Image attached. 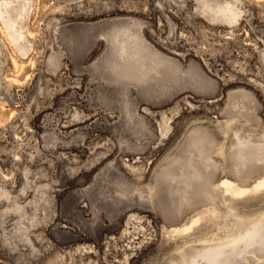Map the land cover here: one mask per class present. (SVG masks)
<instances>
[{
    "label": "rangeland",
    "instance_id": "374dc122",
    "mask_svg": "<svg viewBox=\"0 0 264 264\" xmlns=\"http://www.w3.org/2000/svg\"><path fill=\"white\" fill-rule=\"evenodd\" d=\"M226 3L242 11L240 25L227 26L210 10ZM258 13L264 16V3L255 0H0V264H201L197 254L241 239L242 228L225 227L221 204L178 211V184L167 207L155 197L143 202L139 180L153 178L193 124L215 125L222 135L229 95L250 96L239 100L238 122L264 136V21L250 24ZM118 19L143 22L147 41L184 71L199 64L206 81L176 86L148 115L146 105L132 113L117 110L133 108L136 88L108 89L102 74L91 72L109 50L98 32ZM80 26L93 28L96 37L77 66L72 38L80 36ZM12 77L23 83L13 85ZM233 140L221 136L213 145L217 179L235 178L229 158L222 159ZM223 200L231 215L252 219L264 212V191L243 199L223 192ZM194 217L199 221L192 231L169 230ZM243 241L248 261L238 264H261V248ZM221 257L222 263L227 256Z\"/></svg>",
    "mask_w": 264,
    "mask_h": 264
},
{
    "label": "crops",
    "instance_id": "0c3cea01",
    "mask_svg": "<svg viewBox=\"0 0 264 264\" xmlns=\"http://www.w3.org/2000/svg\"><path fill=\"white\" fill-rule=\"evenodd\" d=\"M131 22L140 21L136 19L130 21L127 19H118L116 22H113V24H110L108 27L98 32L100 35L98 39L102 40V42L104 41L109 50L103 58L102 64L94 66L93 72H91V75L95 77L96 75L102 74V78L108 82L106 86L108 89L124 88L127 83H132V86L136 88L139 96H136L134 99L132 104L133 108L131 109L130 105L126 104L122 106V108L118 109L117 107V110L122 112L124 109L132 113L137 112V107L139 105H146L149 107L145 108L142 112L148 115V113L153 112L151 111L152 107H159L168 100L167 98L172 97L176 93V86H178L180 90L185 82L192 81L196 84L199 83L203 85L202 83H204L207 78L199 64L192 63L189 68L184 71L180 61L176 60L173 56L164 54L160 51L158 46L149 41L139 39L132 44V41L128 39L127 35L123 37L124 39L122 42L118 41L116 39V34L113 32V27L118 26L120 23L126 26L131 24ZM92 29L91 27L80 26L78 28L79 32H81L80 36L76 39L72 38L78 44L77 48L73 49L72 54V61L76 63L77 66H79L85 58L86 47L91 44L96 37V32L92 31ZM142 31L143 28L141 30L139 27L138 34L140 35ZM75 52H78V54L75 55ZM241 96L250 97L245 91L238 96L229 95L231 98L228 97V111L226 113V119L223 122L224 124L222 125V135H219L220 132L216 130L215 125L210 126L205 123H199V126L194 128L195 132H193L192 136L186 138V142H184L183 146H180L182 143L179 144L177 147L179 150L177 151L175 148V150L168 155L165 160L167 161L170 158V162L162 168H159L154 176L155 195H153L152 192L151 180L147 183L145 179L139 180L142 184V188L146 192L140 194L143 198V202L146 200H153L152 202H154L155 197L158 202H161L160 206L167 207L165 202L171 200L173 196L172 193H174L175 190L170 186L164 188V181L167 179L165 177L167 174L171 173L175 163L185 154L191 155V162L194 165L192 169L193 173L191 174L197 175V179L189 180V189H194L195 194L180 192V204L176 206L178 211L185 206L191 207L192 212L206 206H214L215 201L212 199L211 195L209 196L212 192L216 193L217 201L229 211L230 208L223 200L221 188H217V184L221 180L228 178L242 187L252 186L259 178L264 177V164H261L260 160L256 161V159H253V161H250L249 165L251 168L243 166V161L245 160V149L243 146L245 139L243 138L242 128L245 127L248 129L249 127L246 124L238 122L239 119L237 116L240 115L235 109L240 102L239 100H241ZM109 99L113 100L115 96L110 95ZM220 99L221 98L211 99L208 102H217ZM252 114V116H254V113ZM221 122L220 120L218 121V123ZM247 131L250 136L253 137L250 139V143H253V145L257 143L256 141L261 140V137H255L260 131L256 133L251 129ZM230 135H232L235 140H233L229 152L227 154L222 153V159L226 161L229 158L231 167L235 171V178L225 174L222 178L217 179V172L220 166L213 156V145L217 142L219 137H229ZM179 146L182 148L181 150ZM256 148L254 146L251 151L259 155L260 152ZM262 162H264V159ZM252 164L253 166H251ZM224 170L225 168L222 167L223 172ZM106 177L108 178L105 179L106 182H110L112 173L108 170ZM173 182L176 185L178 182L177 178L173 179ZM92 196L94 197L93 193ZM142 204L141 202V205ZM129 205H132V203ZM181 224L182 223L173 226H179ZM235 224L237 223H233L232 225ZM98 227L99 226L94 229L97 230Z\"/></svg>",
    "mask_w": 264,
    "mask_h": 264
},
{
    "label": "bare ground",
    "instance_id": "6f19581e",
    "mask_svg": "<svg viewBox=\"0 0 264 264\" xmlns=\"http://www.w3.org/2000/svg\"><path fill=\"white\" fill-rule=\"evenodd\" d=\"M255 1L264 3V0H255ZM246 2L251 4V0H246ZM252 5H253V3H252ZM210 10L213 12V14L215 15L216 18H220L221 22H223L227 26H231V27H235L237 25H240L241 19L244 16V15H242L241 10H239L235 5H232L230 3H226L225 5H222V6L221 5L213 6L210 8ZM258 15L259 16L255 15V17H252L250 19V24L252 22H257L259 25H261L263 23L264 16L260 15L259 13H258ZM139 27L141 28V30H142V28L145 27L143 22H141V21L140 22H131V24H128L126 26H124L123 23H120L118 26L113 27V32L116 34V39L120 42L123 41V39H124L123 37H125V35H127L128 39L130 41H132V44H134L139 39L147 41L144 37L143 31L140 35L138 34ZM23 36H24L23 34H20V38H22ZM27 36L32 37V34H30V35L27 34ZM249 44H251V42ZM77 54H78V52H75V55H77ZM58 59L60 60L59 57H58ZM12 64L18 70L21 68V65L17 62V60L15 58H12ZM59 65H60V61L57 63V66H59ZM27 78H28V76H27ZM11 82L15 86L21 85L23 83L21 80L17 79L16 77H12ZM245 111H246V109H245ZM246 112L250 113L251 116L253 115L252 114L253 112H251L249 110H247ZM9 118H11V119L14 118L13 112L10 113ZM252 118H253V116H252ZM253 121H254V119H253ZM247 123L249 124L248 121H247ZM196 126H199V123L193 124V126H191L188 129V131L186 133V138L192 136L193 132H195L194 128ZM247 130H249V129H247ZM263 135H264V133H263ZM251 137L252 136H248V137L244 138L246 146L251 145V143H250ZM255 137L256 138L261 137L262 139L264 138V136H262V132H259L258 135H256ZM186 138L184 139V141L180 145L181 147L183 146L184 142H186ZM181 147H180V150L182 149ZM255 147H258V150H260L259 155L258 154L256 155L251 150H249L248 148H245V160L243 161V166H245L246 168H251L249 163H250V161H253V159H256V161L260 160L261 164H264V162H262L264 159V139L260 143H258V145H255ZM246 156L248 159H246ZM169 160H170V158L167 161L163 162L161 165H159L157 167V169H155V171H154L153 178L151 179V188L153 190L152 191L153 195L156 194L155 184H154V176H155L156 172L159 170V168H162L164 165H167L170 162ZM136 161L137 160H135V162ZM126 166L129 168H132L133 170H136V167L132 166L131 164H126ZM251 166H253V164ZM193 168H194V165L191 162V155L190 154L183 155L177 161V163H175V165L172 168L173 170H171V173L167 174V176L165 177L167 179L164 181V188H168L169 186L173 188L175 186L173 179L177 178L178 182L176 184L179 185L178 190L180 192H183L185 194H195L194 189H189V180H193V179L196 180L197 179V175L191 174V173H193V171H192ZM217 188L218 189L221 188V192H224L225 194L232 193L235 196H237L238 199H243V198L247 197V195L250 192H252L253 190H255L256 192L264 191V177L259 178L256 182L253 183L252 186H242V187L238 186L233 180L228 179V178H224L223 181L221 180L217 184ZM214 204L220 205V202L216 200L214 202ZM226 210L224 211L225 227L230 226L233 223L238 222L237 221L238 218H235L233 215H231V213L228 210L227 211ZM134 218H135V214H131V216H129V220L126 221L125 227H124V234L125 235H127V233L130 232L129 229L131 228L132 224L134 223V221H133ZM231 218H233V221H231ZM198 221H199V219L197 217H194V219H191V222H189L188 224H186L184 226H181V225L171 226V227H169V230H171L175 234L187 233V232L192 231L194 229V227L196 226ZM134 228H135V226H134ZM250 234H254V233L253 232H250V233H247V232L244 233L243 232L240 235V237H241V239L247 238L249 240V241H247L248 242L247 244L253 245V244H255L254 240H253L254 237L250 236ZM135 238H137V237L135 236L134 239ZM241 239L236 236L232 240H231V238H227L223 241H219V242H217V244L213 245V246H217V249H214V251H210L211 254H209V255L204 254L202 256H201V254H197L196 256L203 258V262L199 261L201 264H238L239 262H241V260L243 262H245V261L247 262L248 257L243 253L244 248H242V246H244L245 244H244V241L241 243ZM236 240H239L238 241L239 243H237ZM262 244H264V240H262ZM222 245H224V246H222ZM125 246L131 247V245H129L128 243H125ZM184 248H181L180 250H178V253ZM85 252L93 253L94 251H93V249L88 248L87 250H85ZM222 253H224L225 257L227 256V258L221 263V261L224 258V257H221ZM115 261H118V260L115 259ZM175 264H183V261H181V260H179L178 262L176 261Z\"/></svg>",
    "mask_w": 264,
    "mask_h": 264
},
{
    "label": "flooded vegetation",
    "instance_id": "af4514ba",
    "mask_svg": "<svg viewBox=\"0 0 264 264\" xmlns=\"http://www.w3.org/2000/svg\"><path fill=\"white\" fill-rule=\"evenodd\" d=\"M211 126V125H210ZM212 128V127H211ZM243 132V138L250 136V134L248 133L247 130L242 131ZM260 141H256L257 143H251V145L249 146L248 144V148L249 150H251L252 148H254L255 145H258V143H260L263 139L260 138ZM244 149L246 148V144L244 142ZM256 148V147H255ZM258 149V148H256ZM260 151V150H259ZM246 159L247 156H246ZM211 195L213 200H217L216 198V193H211L209 194V196ZM233 216L235 218H238V222L235 225H238L240 228H242L244 230V233H250L253 232L254 234H250V236L254 237V243L255 245L259 246L261 248L262 251V255L259 256L260 259V263L262 264L264 262V244H262V240H264V213H262V215H259L255 218L249 219V218H243L241 216L235 215L233 214Z\"/></svg>",
    "mask_w": 264,
    "mask_h": 264
}]
</instances>
